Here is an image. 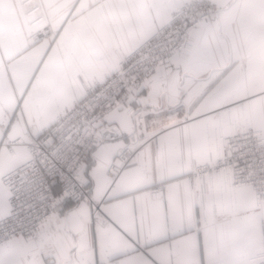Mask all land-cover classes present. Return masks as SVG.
Segmentation results:
<instances>
[{"label": "crops", "instance_id": "obj_1", "mask_svg": "<svg viewBox=\"0 0 264 264\" xmlns=\"http://www.w3.org/2000/svg\"><path fill=\"white\" fill-rule=\"evenodd\" d=\"M186 1L0 0V121L18 112L38 136ZM212 1L219 17L191 32L170 73L159 69L146 82L136 114L117 110L103 124L105 136L121 137L86 160L89 198L61 202L35 240L0 245V264H257L264 205L251 188L233 193L220 182L213 195L207 186L203 204L201 182L191 190L187 180L193 162L219 160L221 135L246 126L264 134V0ZM40 31L46 38L33 43L30 33ZM135 143L140 150L112 181L109 166ZM28 158L25 148L3 150L0 178ZM156 185L167 189L163 200L151 197ZM9 212L0 183V219Z\"/></svg>", "mask_w": 264, "mask_h": 264}, {"label": "built area", "instance_id": "obj_2", "mask_svg": "<svg viewBox=\"0 0 264 264\" xmlns=\"http://www.w3.org/2000/svg\"><path fill=\"white\" fill-rule=\"evenodd\" d=\"M31 5L36 0H22ZM35 5L29 11L39 10ZM220 9L212 0H188L176 7L167 23L145 40L136 50L120 57L118 69L104 80L89 85L86 95L71 106L60 108L55 122L43 126L38 136L26 131L18 112L1 120L0 154L6 150L15 155L25 148L29 158L19 166L8 170L0 183L8 192L10 212L0 219V245L15 238L35 240L41 228L54 215L61 202L78 205L89 198L81 172L86 160L96 146L114 141L121 136H105L103 124L117 110L134 116L141 107V92L147 81L153 79L159 69L170 73L173 59L190 48L188 37L193 30L217 19ZM42 20L37 17L32 25ZM45 32L30 33L33 43L46 38ZM189 117L183 119L186 125ZM223 144L219 160L212 165L193 162L188 184L194 189L201 182L202 203H205L207 186L212 194L218 183L224 189L236 192L247 186L254 193L256 205H264V134L250 126L221 135ZM137 143L123 147L109 166L108 176L115 181L140 150ZM120 162V165H117ZM166 187L151 188L153 200H163ZM94 213L100 204L93 202ZM166 206L168 204L166 203ZM264 264V250L255 258Z\"/></svg>", "mask_w": 264, "mask_h": 264}, {"label": "water", "instance_id": "obj_3", "mask_svg": "<svg viewBox=\"0 0 264 264\" xmlns=\"http://www.w3.org/2000/svg\"><path fill=\"white\" fill-rule=\"evenodd\" d=\"M117 165H120V162H117Z\"/></svg>", "mask_w": 264, "mask_h": 264}]
</instances>
